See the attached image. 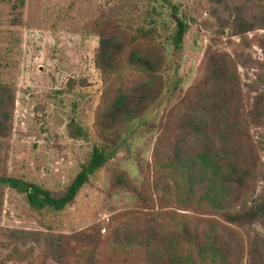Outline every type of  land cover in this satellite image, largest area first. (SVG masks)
I'll return each instance as SVG.
<instances>
[{
    "label": "trees",
    "instance_id": "obj_1",
    "mask_svg": "<svg viewBox=\"0 0 264 264\" xmlns=\"http://www.w3.org/2000/svg\"><path fill=\"white\" fill-rule=\"evenodd\" d=\"M166 1L175 21L169 36L176 55L189 24ZM206 1V11L214 17L218 31L229 27L230 35L239 40H229L230 50L208 45L198 75L186 88L181 78L164 76L171 60L153 21L138 19L122 5L101 8L87 25V31L98 38L94 63L102 90L93 125L98 142L79 162L75 174L57 189L14 176L4 167L0 171V204L4 189L11 188L25 194L31 210L62 211L91 184L96 171L107 169L108 193L126 190L138 206L151 210L119 220L106 237L100 223L70 233L56 231L43 221L44 230L8 229L0 241L6 249L0 264L11 260L35 264L32 256L37 247L40 264L46 260L75 264L79 253L85 254L83 264H264V234L247 233L245 243L237 229L264 226V182L258 185L260 146L251 133L264 126V34L249 36L255 29H264V11H249L244 2ZM25 4L26 0H0V23L23 26ZM219 5L229 12L228 17ZM254 45L262 58L253 56ZM239 67L255 69L256 80L243 83ZM80 80L69 78V87L86 84V79ZM164 90L173 102L158 122H144L157 131L153 181L145 183L155 192V202L113 156L130 123L156 104ZM15 100V84L0 80V142L12 135ZM66 129L70 138L83 135V127L73 117ZM129 156L150 177V166L145 170L140 151ZM156 206L169 209L157 211ZM102 246L109 251L105 261L98 257Z\"/></svg>",
    "mask_w": 264,
    "mask_h": 264
},
{
    "label": "rangeland",
    "instance_id": "obj_2",
    "mask_svg": "<svg viewBox=\"0 0 264 264\" xmlns=\"http://www.w3.org/2000/svg\"><path fill=\"white\" fill-rule=\"evenodd\" d=\"M170 1L189 24L183 47L176 55L172 54L169 36L175 29V21L166 0H26L23 26L0 23V56L5 58L0 63V80L13 82L16 86L12 135L0 142V171L4 167L14 176L57 189L75 174L79 162L98 142L93 130L94 110L102 90L100 72L94 63L98 38L87 31V25L101 8L122 5L138 19L153 21L160 29L171 60L164 76L181 78L184 88L198 75V66L208 45L230 50L229 40H239L230 35L229 27H224L223 32L218 31L214 17L206 11L209 5L206 0ZM240 2L247 3L249 11H264V0H229L230 4ZM219 9L224 17L229 16L221 5ZM254 34H264V29L249 32L250 37ZM251 52L254 57L262 58L256 45ZM254 70L239 67L243 83L252 84L256 80ZM69 78H84L86 84L78 83L70 88ZM172 102L164 90L156 104L130 123L124 142L116 148L113 156V161L129 173L137 186L143 185L146 195L152 196L155 202V192L146 184L153 181V148L157 131L150 130L144 122H158ZM71 117L83 127V135L76 139L67 134L66 123ZM251 133L253 141L260 146V187L264 182V126L254 128ZM137 151H140L145 170L150 166V177L142 174L134 157L129 156ZM91 180L90 185L80 190L73 205L62 211L31 210L24 193L5 188L0 204V241L8 229L44 230L41 221L62 233L100 223L102 236L106 237L119 220L151 210L138 206L135 196L126 190L116 189L108 193L107 169L96 171ZM165 209L169 208H155L157 211ZM177 211L183 212L181 209ZM237 229L244 242L247 233L264 234V226L260 224ZM106 248L102 246L98 256L102 261L108 259ZM5 253L6 249L0 245V258ZM79 254L74 259L75 264H83L85 254ZM32 258L35 264H40L39 247ZM8 264H26V261L11 260ZM44 264L56 263L46 260Z\"/></svg>",
    "mask_w": 264,
    "mask_h": 264
}]
</instances>
